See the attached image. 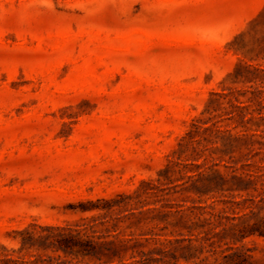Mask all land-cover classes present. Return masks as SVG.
<instances>
[{
  "label": "rangeland",
  "instance_id": "rangeland-1",
  "mask_svg": "<svg viewBox=\"0 0 264 264\" xmlns=\"http://www.w3.org/2000/svg\"><path fill=\"white\" fill-rule=\"evenodd\" d=\"M224 164L264 169V0H0V243L186 234Z\"/></svg>",
  "mask_w": 264,
  "mask_h": 264
},
{
  "label": "trees",
  "instance_id": "trees-1",
  "mask_svg": "<svg viewBox=\"0 0 264 264\" xmlns=\"http://www.w3.org/2000/svg\"><path fill=\"white\" fill-rule=\"evenodd\" d=\"M238 116L241 126L249 119L243 111ZM222 143L232 146L228 139ZM224 167V171L210 166L197 172L194 189L213 199L190 224H182L186 234L109 239V234L79 226L33 224L17 230L16 247L0 243V264H114V260L117 264H256V247L245 240L264 237V169L258 164L253 169ZM225 193L229 198L215 196ZM214 202L223 204L220 210L214 209ZM226 203H230V214Z\"/></svg>",
  "mask_w": 264,
  "mask_h": 264
}]
</instances>
